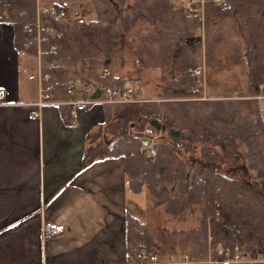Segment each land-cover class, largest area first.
<instances>
[{"label": "trees", "instance_id": "obj_1", "mask_svg": "<svg viewBox=\"0 0 264 264\" xmlns=\"http://www.w3.org/2000/svg\"><path fill=\"white\" fill-rule=\"evenodd\" d=\"M96 1H102L97 16L79 20L67 12L57 17L56 12L67 9L65 4L39 10L38 0H0V9L12 11L10 21L21 52L38 57L37 41L43 37L40 64L42 72L50 75L47 82L55 98H70L71 83L85 88L88 81L133 90L139 97L140 92L118 74L93 72L89 80L77 78L84 76L77 65L89 58H120L124 34L140 24L149 29L142 35L134 62L178 65L172 72L180 77L174 87L197 88L192 71L197 56L189 38L196 39L203 25L208 62L216 60L213 55L220 41L234 36L243 41L234 47L235 60L244 62L248 70L247 88L238 94L242 98L104 106L105 123L114 139L91 145V158L122 157L132 191L148 189L153 205L168 216L198 215L199 225L189 230L191 244L179 256L174 243L164 247L153 234L137 228V220L134 225L130 221L131 255L139 262L142 254L157 251L165 264H210V260L224 259L225 252L236 246L242 252L264 251V110L260 102L264 98V0H188L182 8L173 0ZM95 90L93 96L102 97L101 88ZM167 92L166 98L174 95L172 99L186 93ZM157 134L163 138L155 147L157 154L146 156L143 140ZM217 146L230 151L236 163L244 162L254 176L233 177L220 171Z\"/></svg>", "mask_w": 264, "mask_h": 264}, {"label": "crops", "instance_id": "obj_2", "mask_svg": "<svg viewBox=\"0 0 264 264\" xmlns=\"http://www.w3.org/2000/svg\"><path fill=\"white\" fill-rule=\"evenodd\" d=\"M55 4L66 2L38 0L39 10ZM11 13L0 9V264H137L124 160L90 155L91 145L114 139L110 103L99 102L107 95L76 86L39 106L40 58L18 49Z\"/></svg>", "mask_w": 264, "mask_h": 264}, {"label": "rangeland", "instance_id": "obj_3", "mask_svg": "<svg viewBox=\"0 0 264 264\" xmlns=\"http://www.w3.org/2000/svg\"><path fill=\"white\" fill-rule=\"evenodd\" d=\"M173 1L177 7L181 8L185 7L188 2V0ZM42 2L45 5L66 2L67 9L62 10H66L65 12L70 18L79 20H92L95 18L98 5L102 4V1L98 2L96 0H42ZM148 29L147 25L140 24L124 34V47L120 58H89L84 64L79 62L77 66L80 71L84 72V76L78 74L77 78L84 77L89 80L90 73L103 71L104 69L108 70L112 75H120L125 79L127 85L140 92L139 97H134L140 100L138 102L147 100L160 102L170 99L204 101L242 98L238 94L240 91L245 92L247 88L248 70L244 62L235 60L233 50L237 44L242 45L243 41L241 42L234 36L224 37L222 42L220 41L218 44L215 55H213L216 60L210 63L205 53L206 37L205 26L203 25L202 30L200 29L199 32L200 35L197 34L196 39L189 38L191 45H194L197 56L196 69L192 70L197 77V88L195 90L191 88L181 89L174 87L173 84L180 78L177 74L172 73L176 71L175 67L178 68V65L174 66L173 62H134V59L139 56L136 53L138 46L142 44V35ZM218 59L221 61L217 62ZM102 71L101 73H103ZM88 82L86 86L90 84L97 85V83ZM167 91L186 93L182 97L172 99L171 97H175L174 95L166 98L168 97L167 94H170ZM260 102L264 110V98ZM153 137H158L156 139L157 143L154 145L156 147L163 138L159 134ZM216 149L222 158L221 162L218 163L220 171L233 177L250 178L254 176V172L244 165V162L236 163L230 151L224 146H217ZM128 207L132 225H134L133 220H141L142 226L139 229L147 230L153 234L164 247L174 243L178 256L188 250L193 235L189 230L199 225L198 215L173 217L164 214L162 207L153 205L150 193L146 188L140 194L131 193ZM155 254L158 255L159 253L156 251ZM158 256L160 258V255Z\"/></svg>", "mask_w": 264, "mask_h": 264}, {"label": "built area", "instance_id": "obj_4", "mask_svg": "<svg viewBox=\"0 0 264 264\" xmlns=\"http://www.w3.org/2000/svg\"><path fill=\"white\" fill-rule=\"evenodd\" d=\"M218 2H222L223 0H216ZM57 17H63L65 16L66 12L64 10L56 12ZM26 29L30 28V25L27 24L25 26ZM43 37H39L37 41V45L40 48V43L42 41ZM33 43V42H32ZM41 53L39 49V54ZM41 65V64H40ZM40 76H39V90H40V96L41 100L37 104L39 106H44L46 104L54 103L52 101L53 97V86L52 84L48 83L47 81L50 78V75L47 73H43L42 69H40ZM104 74L108 75L110 72L108 70H105ZM92 84L87 85L86 89L88 91H91L94 89ZM75 88V84L71 83L69 88V93H72ZM99 88H101L102 92L107 95V97L104 100H100L99 102L102 103H135L140 101L139 99H135L134 91L133 90H127L124 91L120 86L116 85H100ZM92 102H98V101H92ZM77 103V102H74ZM161 136V135H160ZM156 138L151 139H144L142 150L145 155L154 158L156 156V150L154 145L157 143ZM57 230L56 227L52 223H46L44 227V234L47 237H53L56 234ZM222 251V250H219ZM225 258L221 260H210V264H259L264 262V251L260 249H255L251 252H242L238 246L235 247L234 250H227L225 252ZM186 261L189 262L188 258L186 257ZM137 264H164L161 262L159 256L155 253H144L140 257V261L137 262Z\"/></svg>", "mask_w": 264, "mask_h": 264}, {"label": "snow or ice", "instance_id": "obj_5", "mask_svg": "<svg viewBox=\"0 0 264 264\" xmlns=\"http://www.w3.org/2000/svg\"><path fill=\"white\" fill-rule=\"evenodd\" d=\"M0 91H2V89H0Z\"/></svg>", "mask_w": 264, "mask_h": 264}]
</instances>
